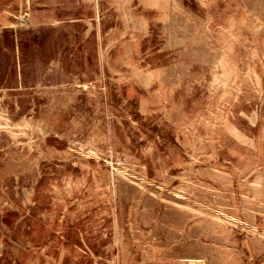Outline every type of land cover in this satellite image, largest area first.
Listing matches in <instances>:
<instances>
[{
	"label": "rangeland",
	"instance_id": "374dc122",
	"mask_svg": "<svg viewBox=\"0 0 264 264\" xmlns=\"http://www.w3.org/2000/svg\"><path fill=\"white\" fill-rule=\"evenodd\" d=\"M96 4L97 80L12 39L3 83L77 82L0 89V264H264V0Z\"/></svg>",
	"mask_w": 264,
	"mask_h": 264
},
{
	"label": "crops",
	"instance_id": "0c3cea01",
	"mask_svg": "<svg viewBox=\"0 0 264 264\" xmlns=\"http://www.w3.org/2000/svg\"><path fill=\"white\" fill-rule=\"evenodd\" d=\"M0 2V89H25V88H35V87H45V86H57L67 82H77L70 78L64 79V77H56L54 80H47L44 85L37 86L31 84L24 88L18 87L17 83H3V76L5 70L8 69L11 61H15V48L13 45L12 39L14 38L12 34V27L6 22L9 21V16L13 11V8H17L18 4L7 5L5 7ZM24 5H28V16L33 23L41 26H53L55 28H62L68 24L82 26L84 21H90L93 23L97 16V4L96 0H24ZM94 24V23H93ZM80 28V27H79ZM61 29V30H62ZM95 31V25L92 32L86 38V41L83 43L77 42L75 36L70 35V42L72 47V60L73 65L78 72H75L79 76V82L89 77L90 79H99V66L97 59V40L93 41ZM68 34L65 31H62V38L60 37L56 41L60 44V49L63 50L69 49L67 44H64L67 40ZM44 41H49V39H43ZM18 51H23L18 48ZM64 51H61V53ZM14 69V68H13ZM16 76V75H15ZM16 80V79H15ZM18 81V80H17ZM40 234L44 237L43 239L33 240L28 253L34 254V256H29L26 258V261L22 264H32L31 258L40 259L42 253L45 251H50L54 249L53 246L64 244L61 242V232L53 229L47 225L41 227H36ZM61 242V243H60ZM58 250V249H57ZM9 260L13 262V256L8 257ZM6 260V259H5ZM0 262H4L3 255H0ZM18 263V258L14 264Z\"/></svg>",
	"mask_w": 264,
	"mask_h": 264
},
{
	"label": "bare ground",
	"instance_id": "6f19581e",
	"mask_svg": "<svg viewBox=\"0 0 264 264\" xmlns=\"http://www.w3.org/2000/svg\"><path fill=\"white\" fill-rule=\"evenodd\" d=\"M23 19H21L20 24H18V25L16 24L12 27V32L14 34L13 40H14L16 45L23 46V44L26 43V39L22 38V37L26 36L29 43H32L35 47H39L42 44L43 39H45V37H47V35L52 34L53 35V41L51 44H49L50 50L48 52H46V54L47 55H53V54H55L54 51H58L60 48V44L56 40L59 39L60 37L62 38V31H65L68 34V37H67V40L65 41L64 44H67L69 46V49H67V50H63L62 48L60 49V51H64L61 53L62 58H63L62 64L67 69L77 70L75 67H73V65L71 63L72 61L70 58V47H71L70 35L72 34V32H70L69 29L66 28V26L64 27V29H62V28L58 29V28H55L53 26L50 27L48 25L46 31L43 30V31H39V33H36V31L34 29L30 28L29 26L27 27L28 19L26 17L24 20ZM25 28L29 32L25 33V31H24ZM73 35L75 36L76 39L78 38L77 34L73 33Z\"/></svg>",
	"mask_w": 264,
	"mask_h": 264
}]
</instances>
